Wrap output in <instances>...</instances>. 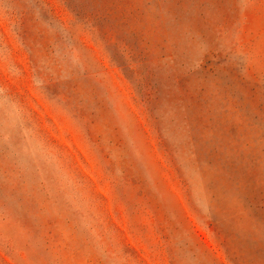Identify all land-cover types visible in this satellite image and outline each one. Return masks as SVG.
Instances as JSON below:
<instances>
[{"label": "rangeland", "instance_id": "374dc122", "mask_svg": "<svg viewBox=\"0 0 264 264\" xmlns=\"http://www.w3.org/2000/svg\"><path fill=\"white\" fill-rule=\"evenodd\" d=\"M0 264H264V0H0Z\"/></svg>", "mask_w": 264, "mask_h": 264}]
</instances>
